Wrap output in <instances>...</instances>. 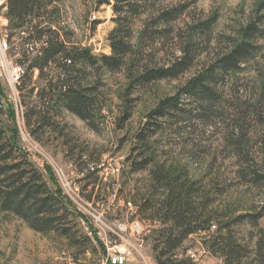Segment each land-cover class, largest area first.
Instances as JSON below:
<instances>
[{
    "label": "rangeland",
    "instance_id": "rangeland-1",
    "mask_svg": "<svg viewBox=\"0 0 264 264\" xmlns=\"http://www.w3.org/2000/svg\"><path fill=\"white\" fill-rule=\"evenodd\" d=\"M99 2L54 0L52 8L58 12L41 22L68 32L69 46L88 49L95 58L108 56L115 16L111 5ZM180 5L185 8L183 14L170 27L183 40L195 30L192 47L196 56L192 68L178 79L132 88L128 69L109 73L99 66L85 68L86 79L81 84L95 86L99 96L97 131L55 107L54 99L53 109L46 113L45 82L37 70L29 80L16 84L11 64L23 58L27 30L37 21L28 18L23 30L10 33L8 7L0 11V41L10 34L13 39L10 48H0V127L43 174L48 187L59 190L67 204L62 226L85 244L73 246L56 231L36 232L24 220L0 209V264H108V256L114 253L124 254L126 264H158L154 247L159 232L167 227L152 212H141L144 201L154 196L150 171L158 165L186 173L191 181L199 180L205 193L217 188L221 195L212 208L230 219L258 213L264 207V181L254 180L264 176V0L162 2V7ZM140 20L133 30V45L145 23V18ZM248 28L253 30L248 38L250 54L237 70L218 79L209 111L183 101L182 112L189 111L190 118L180 116L164 123V132L140 148L135 135L148 113L160 100L176 94L198 70L239 45ZM171 36L164 46L159 42L162 51L155 57L157 66L171 59L176 47ZM45 76L54 77V73L47 69ZM43 114L48 125L38 129ZM146 158L149 166L134 171V163ZM135 222L141 231L134 229ZM234 232L250 252L239 264H257L251 252L259 233L264 234V214L256 227L245 223L235 226ZM208 236H189L176 251L175 260L225 264L204 244Z\"/></svg>",
    "mask_w": 264,
    "mask_h": 264
},
{
    "label": "trees",
    "instance_id": "trees-1",
    "mask_svg": "<svg viewBox=\"0 0 264 264\" xmlns=\"http://www.w3.org/2000/svg\"><path fill=\"white\" fill-rule=\"evenodd\" d=\"M112 1L99 2V5H111L115 16L112 21L116 28L108 37L111 53L95 58L88 49L69 46L68 32L62 33L41 22V19L45 21L44 17L53 18L58 12L52 8L54 0H8L9 32L23 30L29 23L27 19L31 18L37 22L27 30L26 41L33 44L44 41L39 50L34 46L30 50L25 49L23 58L17 62L24 72L21 82L29 80L30 74L37 70L38 78L45 82L43 98H47V101H43V106L46 113L53 109L50 104L54 99L55 107L75 116L92 131H97L99 96L95 86H82L81 83L86 79L85 68L99 66L109 73L128 69L130 87L144 88L156 82L178 79L192 68L196 56L192 47L195 30L191 29L192 33L183 40L170 27V24L179 20L184 6L162 7V2L167 0ZM141 18H145V23L139 32L138 42L133 45L135 23ZM170 33L175 50L166 65L157 66L155 57L162 51L159 42L164 46ZM252 34V28H248L239 45L207 68L198 70L176 94L159 101L135 135L140 148L146 147L148 140L155 134L164 132V123H173L180 116L185 120L190 118L189 111L182 112L183 101L190 100L199 109L209 111L210 103L216 99L214 88L218 79L228 71L237 70L250 54L252 46L248 38ZM9 38H12L11 34ZM128 58L131 59L127 66ZM47 69L54 73V77L45 76ZM128 117L129 114L125 119ZM40 121L36 126L38 129L48 125L45 114ZM12 139H7L5 130L0 127V209L24 220L36 232L56 231L69 239L73 246L83 247L85 244L77 241L71 229L62 226V213H66L67 204L59 190L53 192L48 187L43 174L33 168L34 165L27 160L24 152L16 148ZM149 164L150 159L147 158L134 163V171L147 168ZM257 178L264 181V176H257L254 180ZM150 179L154 196L144 201L141 212H152L167 227L159 232L154 247L158 264H182L175 260V253L189 236L196 233L209 234L204 244L225 264H239L250 254L248 247L240 244L234 227L245 223L256 227L264 214V207L258 213L230 219L212 208L221 195L217 188L210 190L211 194L205 193L199 180L191 181L186 173L175 172L164 165L154 167L150 171ZM213 223H217V226ZM212 226L215 232L211 235ZM89 240L84 239V242ZM251 253L254 262L264 264V234L259 233Z\"/></svg>",
    "mask_w": 264,
    "mask_h": 264
},
{
    "label": "built area",
    "instance_id": "built-area-1",
    "mask_svg": "<svg viewBox=\"0 0 264 264\" xmlns=\"http://www.w3.org/2000/svg\"><path fill=\"white\" fill-rule=\"evenodd\" d=\"M7 5H8V1L7 2L6 1L5 2H1L0 1V11L1 10H7V7H8ZM7 27L4 28L5 31H6ZM6 33H7V31H6ZM7 35H8V33H7ZM12 40H13L12 38L10 39L9 36H6L5 39L0 41V48L1 49L4 48V50L10 48ZM43 44H44V41L38 42V43L35 42L34 44L33 43H28L27 49L30 50L34 46L37 50H39L40 47ZM11 66H12V69H13L12 70L13 80L17 82L16 83L17 85H19V81H21V79L23 77V73H24L23 72V68L20 65H18V64H16L15 66L11 64ZM91 170L93 171L92 168H91ZM134 229L135 230L137 229V230L141 231L139 226L136 224V222L134 223ZM107 259H108V264H110L111 262H115V261L127 262L126 256H124V254H120V253H114L113 255H109Z\"/></svg>",
    "mask_w": 264,
    "mask_h": 264
},
{
    "label": "bare ground",
    "instance_id": "bare-ground-1",
    "mask_svg": "<svg viewBox=\"0 0 264 264\" xmlns=\"http://www.w3.org/2000/svg\"><path fill=\"white\" fill-rule=\"evenodd\" d=\"M110 264H126V262H123V261H115V262H111Z\"/></svg>",
    "mask_w": 264,
    "mask_h": 264
}]
</instances>
